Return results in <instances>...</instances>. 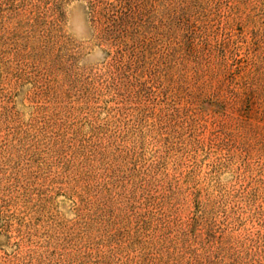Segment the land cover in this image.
I'll return each mask as SVG.
<instances>
[{
	"label": "rangeland",
	"instance_id": "374dc122",
	"mask_svg": "<svg viewBox=\"0 0 264 264\" xmlns=\"http://www.w3.org/2000/svg\"><path fill=\"white\" fill-rule=\"evenodd\" d=\"M0 264H264V0H0Z\"/></svg>",
	"mask_w": 264,
	"mask_h": 264
}]
</instances>
